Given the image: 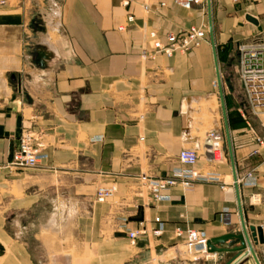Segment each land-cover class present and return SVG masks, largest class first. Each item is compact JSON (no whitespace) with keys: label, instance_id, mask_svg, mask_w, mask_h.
<instances>
[{"label":"crops","instance_id":"obj_1","mask_svg":"<svg viewBox=\"0 0 264 264\" xmlns=\"http://www.w3.org/2000/svg\"><path fill=\"white\" fill-rule=\"evenodd\" d=\"M144 1L0 0V264H65V254L70 264H255L182 244L188 227L237 232L240 217L264 239V123L238 111L244 93H223L241 216L228 152L214 167L200 150L206 130L223 128L215 61L223 89L227 39L264 28V0H209L216 60L208 31L185 51L144 52L151 30L208 27L206 0ZM25 125L44 144L34 166L13 172L5 162ZM181 148L197 152L193 164L178 161ZM190 166L216 178L171 185L157 200L137 181ZM99 183L114 185L102 201ZM132 228L143 232L127 246ZM250 242L264 264V241Z\"/></svg>","mask_w":264,"mask_h":264},{"label":"built area","instance_id":"obj_2","mask_svg":"<svg viewBox=\"0 0 264 264\" xmlns=\"http://www.w3.org/2000/svg\"><path fill=\"white\" fill-rule=\"evenodd\" d=\"M129 1L121 0L123 4ZM134 1H140L143 9L147 8V3L144 0ZM178 2L183 7L188 8L192 3H200L202 0H179ZM131 16L130 13L126 14V19H130ZM118 27L120 28L121 25ZM205 36L202 26L193 24L177 31H167L162 38L154 30H151L148 33L147 46L144 47V52L150 56L156 53L168 56L174 51H185L191 46L198 45L205 39ZM235 51V70L244 90L245 103L255 111V107L264 106V28L247 40L236 41ZM238 110L244 115L241 106ZM221 141L220 131L209 129L204 132L202 145L208 151L209 160L217 162L224 157ZM43 144L42 131L40 129L32 128L29 125L22 126L16 136V145L9 159L5 162V166L11 171L34 166L40 156ZM176 157L181 163L191 165L197 158V152L191 148H181L178 150ZM209 178H213V176L190 166L173 169L171 174L165 176H150L140 173L137 181L146 188L147 195L151 200H157L163 197L160 191L171 185L179 184L184 189L190 187L196 180H206ZM113 191V184L106 185L99 183L95 187L94 199L102 201L111 196ZM152 231L154 234H158L160 228L153 229ZM141 232H143L142 228L126 229L125 231L130 243H133L136 235ZM175 232L178 234L181 230L176 228ZM207 238L205 233L200 229L186 228L182 251L186 252L193 247L198 251L199 255L207 257L210 254L206 246ZM168 264L181 263L173 262Z\"/></svg>","mask_w":264,"mask_h":264},{"label":"water","instance_id":"obj_3","mask_svg":"<svg viewBox=\"0 0 264 264\" xmlns=\"http://www.w3.org/2000/svg\"><path fill=\"white\" fill-rule=\"evenodd\" d=\"M206 5H207V17H208V33H209V37L211 40L214 60H216L214 43H213V38H212V25H211V18H210L209 0H206ZM245 18L248 20L254 21L253 16L250 14H246ZM215 73H216V83H217L219 101H220V107H221V113H222L224 136H225L227 152H228V156L230 160V165H231L232 179H233V183L236 188L237 207H238V211L241 216V205H240V199H239V195L237 191V181H236L234 163H233V158H232V151H231L230 137H229L227 118H226V112H225V106H224V100H223V93H222L220 76H219L218 68L216 65V61H215ZM250 239L252 243L254 244L262 243L264 241L263 233H262V226L259 224L245 225L242 217H240L239 231L237 232L226 231L218 235L210 236L206 240V246L209 251H233L235 254L234 256H236L240 252H242L243 255L250 254L254 260V263L259 264L258 259L255 255L254 249L252 247V244L250 242ZM230 260H228L227 264L230 263Z\"/></svg>","mask_w":264,"mask_h":264},{"label":"rangeland","instance_id":"obj_4","mask_svg":"<svg viewBox=\"0 0 264 264\" xmlns=\"http://www.w3.org/2000/svg\"><path fill=\"white\" fill-rule=\"evenodd\" d=\"M141 7H142V4H141ZM143 8V7H142ZM264 22V21H263ZM247 23V22H246ZM242 24H243V22H242V20H241V23L239 24V25H241V28L243 27L242 26ZM248 24V23H247ZM198 25H200V26H202V28L204 29V31H205V35H207V29H208V27H206V23H202V24H198ZM250 25V24H249ZM260 25H262V24H260ZM260 28V26L259 27H257V28H254L253 27V29H254V31L255 30H257V29H259ZM253 31V32H254ZM259 31V30H258ZM257 31V32H258ZM248 32H250V30H248L247 31V33ZM257 32H255V33H253V34H251V35H246V36H240V37H237V36H234V38L232 39V38H229V39H227V46L229 47V49H231V48H234L235 49V44H236V41H244V40H247V39H249V38H251L252 36H254ZM236 52V51H235ZM235 52H230L231 54V58H230V60H229V64L228 65H224V67H222V75H221V80H222V85H223V92L222 93H224V91H226V94L228 93H230L231 91H234L235 93H237L236 95L238 96V97H242V95H243V93H244V90H243V87H242V85H241V83H240V81H239V79H238V75H237V73H236V70H235V63H236V53ZM230 85V86H229ZM230 91V92H229ZM239 108V107H238ZM237 108V109H238ZM241 108H242V110H244V108L247 110V112L248 113H250V115H251V113L252 112H250V111H252V109L248 106V105H243V106H241ZM251 109V110H250ZM239 111V110H238ZM240 112V111H239ZM245 114V113H244ZM252 116V115H251ZM221 129H222V131H221V142H222V147H223V151H224V157L221 159V160H219V161H217V162H215V161H211V160H209L208 161V163H210L212 166H217V165H219V164H221V163H224V162H227V159H228V157H227V148H226V143H225V136H224V133H223V128H222V126H221ZM201 152L204 154H207V156H208V151H207V149H205L204 147H203V145H202V147H201ZM22 170V169H21ZM17 171H19V170H13V172H17ZM208 174L210 175V176H213V178H209V179H211V180H214V177H216V174H215V172L213 171V172H208ZM207 175V174H206ZM206 180H208V179H206ZM227 181H229V178L227 177ZM139 186H141V190L143 191V193H147V191H146V188L143 186V185H141L140 183H139ZM188 188H190V187H188ZM183 189V188H182ZM186 188H184L183 190H185ZM114 192V191H113ZM149 197V196H148ZM93 199H94V196H93ZM124 234L126 235V233L124 232ZM126 245L127 246H129L130 245V242H129V240H127L126 241ZM64 263L65 264H70V259H69V256H68V254H65L64 255Z\"/></svg>","mask_w":264,"mask_h":264},{"label":"bare ground","instance_id":"obj_5","mask_svg":"<svg viewBox=\"0 0 264 264\" xmlns=\"http://www.w3.org/2000/svg\"><path fill=\"white\" fill-rule=\"evenodd\" d=\"M254 110L259 115L262 122L264 123V106L255 107Z\"/></svg>","mask_w":264,"mask_h":264}]
</instances>
